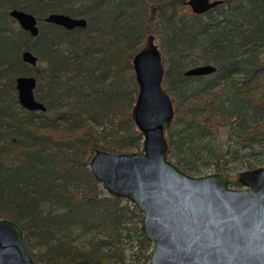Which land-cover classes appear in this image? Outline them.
<instances>
[{"label":"trees","instance_id":"1","mask_svg":"<svg viewBox=\"0 0 264 264\" xmlns=\"http://www.w3.org/2000/svg\"><path fill=\"white\" fill-rule=\"evenodd\" d=\"M182 2L0 0V219L18 226L34 263L148 264L140 214L104 193L88 170L94 151H140L129 118L130 60L146 35L158 41L174 105L168 159L196 177L264 166V0H221L202 15ZM10 10L32 15L37 36L21 31ZM52 13L85 27L44 24ZM23 51L36 58L34 68L21 61ZM199 66L214 71L183 76ZM18 76L35 79L43 112L18 105Z\"/></svg>","mask_w":264,"mask_h":264},{"label":"water","instance_id":"2","mask_svg":"<svg viewBox=\"0 0 264 264\" xmlns=\"http://www.w3.org/2000/svg\"><path fill=\"white\" fill-rule=\"evenodd\" d=\"M221 0H186L194 15L220 5ZM17 27L34 38L36 19L25 12H8ZM43 23L66 31L82 29L85 21L49 14ZM21 61L35 67L28 51ZM136 95L129 118L141 139L138 153L94 151L88 160L93 180L108 196L128 201L140 214V230L151 245L148 264H264V166L239 172L232 189L219 173L190 176L169 159L165 131L173 105L163 86L164 67L152 35L130 60ZM211 66L186 70L184 77L211 74ZM35 79L18 76L14 91L18 105L43 112L33 97ZM0 264H36L27 253L22 233L13 222L0 219Z\"/></svg>","mask_w":264,"mask_h":264},{"label":"rangeland","instance_id":"3","mask_svg":"<svg viewBox=\"0 0 264 264\" xmlns=\"http://www.w3.org/2000/svg\"><path fill=\"white\" fill-rule=\"evenodd\" d=\"M175 12L176 13H179V14H183L184 12H183V9L181 8V7H178V9H176L175 10ZM189 12V11H188ZM156 23H158V21L157 20H154V22L151 24V25H154V24H156ZM155 40V43H156V45L158 44V41L156 40V39H154ZM158 47V46H157ZM165 65V64H164ZM34 68V67H33ZM174 106V105H173ZM97 131H99V130H97ZM226 133H227V128L226 127H223V128H219L218 129V131H217V140H218V142H219V144L221 145V146H223L224 145V143H225V141H226ZM133 152H136V151H133ZM120 153H123V152H120ZM125 153H132V152H125ZM136 153H138V152H136ZM245 170H248V169H246V166L245 165H243L242 166V168H241V170L240 171H238L237 173L236 172H233V171H229V172H225V173H223L224 174V176H226L227 178H228V180H229V186H231L232 187V189H239V186L235 183V179H236V176H237V174L239 173V172H242V171H245ZM210 173H212V172H210ZM207 174H209V173H207ZM150 245V244H149ZM150 250H151V245H150ZM150 250H149V252H150ZM129 252L126 250L125 251V254H128Z\"/></svg>","mask_w":264,"mask_h":264},{"label":"flooded vegetation","instance_id":"4","mask_svg":"<svg viewBox=\"0 0 264 264\" xmlns=\"http://www.w3.org/2000/svg\"><path fill=\"white\" fill-rule=\"evenodd\" d=\"M186 0H183V2H182V5L186 8V9H188V11L190 12V10H189V8L187 7V6H185L183 3L185 2ZM209 1H212V0H209ZM213 9V8H212ZM211 10V9H210ZM209 11V10H208ZM207 12V11H206ZM205 12V13H206ZM191 13V12H190ZM192 14V13H191ZM204 14V13H203ZM192 15H194V14H192ZM200 15H202V14H200ZM47 16V15H46ZM45 16V17H46ZM44 17V18H45ZM44 18H43V20H44ZM44 24H46V23H44ZM38 27V26H37ZM198 77H201V76H198ZM227 178V177H226ZM228 179V178H227ZM228 185H229V180H228ZM230 187V186H229ZM230 188H232V187H230Z\"/></svg>","mask_w":264,"mask_h":264}]
</instances>
